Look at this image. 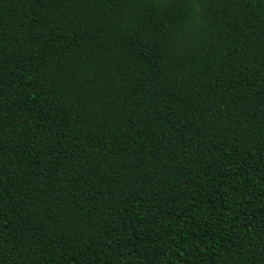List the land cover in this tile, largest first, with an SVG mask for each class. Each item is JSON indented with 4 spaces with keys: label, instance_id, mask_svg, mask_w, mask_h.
I'll use <instances>...</instances> for the list:
<instances>
[{
    "label": "trees",
    "instance_id": "16d2710c",
    "mask_svg": "<svg viewBox=\"0 0 264 264\" xmlns=\"http://www.w3.org/2000/svg\"><path fill=\"white\" fill-rule=\"evenodd\" d=\"M0 264H264V0H0Z\"/></svg>",
    "mask_w": 264,
    "mask_h": 264
}]
</instances>
